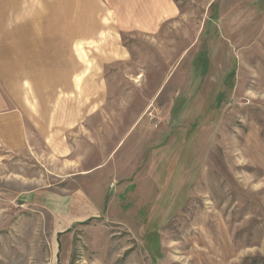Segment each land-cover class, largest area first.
Listing matches in <instances>:
<instances>
[{"label":"rangeland","instance_id":"rangeland-1","mask_svg":"<svg viewBox=\"0 0 264 264\" xmlns=\"http://www.w3.org/2000/svg\"><path fill=\"white\" fill-rule=\"evenodd\" d=\"M2 8L0 56L60 87L0 140V264H264V0ZM47 186L96 215L58 224Z\"/></svg>","mask_w":264,"mask_h":264},{"label":"crops","instance_id":"crops-1","mask_svg":"<svg viewBox=\"0 0 264 264\" xmlns=\"http://www.w3.org/2000/svg\"><path fill=\"white\" fill-rule=\"evenodd\" d=\"M4 13V8L0 9V15ZM0 59V140L7 148H20L25 141L24 135L25 137L27 135L26 128L29 125L35 126L25 111L27 107L26 83L39 91L43 90L44 86H48L47 88L58 86V81L46 79L45 76L38 73L37 76L34 73L28 74L16 70V66L11 65L7 53L1 55ZM81 76L79 75L77 78L80 79ZM66 79L68 77L64 79V82ZM68 84L67 81L66 86ZM50 109L52 108L48 110ZM83 190L77 188L69 194H64L47 186L30 191L27 194V201L43 206L56 217L58 224H66L70 227L94 217L97 213V207Z\"/></svg>","mask_w":264,"mask_h":264}]
</instances>
